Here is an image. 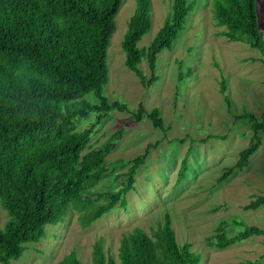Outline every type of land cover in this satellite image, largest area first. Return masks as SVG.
<instances>
[{"label": "rangeland", "instance_id": "rangeland-1", "mask_svg": "<svg viewBox=\"0 0 264 264\" xmlns=\"http://www.w3.org/2000/svg\"><path fill=\"white\" fill-rule=\"evenodd\" d=\"M172 1L151 0V29L139 48L153 41L170 14ZM188 2L195 6L184 30L170 49L157 56L156 80L148 84L152 75L145 59L139 65L145 83L125 66L122 41L135 2L123 0L107 48L108 82L103 94L126 109L112 110L100 120L99 113L75 120L77 131L92 130L87 150L107 149L104 178L86 186L83 193L89 208L106 202L100 195L124 188L131 162L144 157L129 190L87 227L79 221L84 211L70 208L61 223L47 226L45 236L27 244L22 257L11 264H59L72 251L82 264H91L92 246L99 239L106 257L120 264L121 238L136 228L150 236L166 216L177 243L189 244L200 257L199 264H264V235L239 239L223 248L210 244L219 235H239L245 226L264 231V204L247 209L264 197V129L255 133L250 120L241 118L249 114L261 121L264 114V64L256 49L224 36L225 28L213 18L212 0ZM256 13L264 40V0H256ZM86 99L99 104L91 95ZM140 105L146 112L159 109L165 131L154 127L147 116L141 121L132 118ZM255 135L257 151L244 167L236 168L240 153ZM189 147V170L176 185ZM7 220L0 207L1 228Z\"/></svg>", "mask_w": 264, "mask_h": 264}, {"label": "trees", "instance_id": "trees-1", "mask_svg": "<svg viewBox=\"0 0 264 264\" xmlns=\"http://www.w3.org/2000/svg\"><path fill=\"white\" fill-rule=\"evenodd\" d=\"M135 9L125 32L122 49L125 66L145 83L139 69L147 61L156 80L157 56L170 49L184 30L195 3L173 0L170 14L147 47H138L151 29V0H134ZM123 0H0V207L8 220L0 226V264L20 259L26 245L45 236L47 226L61 223L70 208L84 211L79 221L87 227L110 211L133 183V175L144 157L131 163L126 185L116 193L100 195L106 202L93 205L83 198L86 186L104 178L107 149H88L91 128L77 131L75 120L99 113L102 119L125 105L109 102L103 94L108 82L107 48L116 29L115 16ZM212 14L230 41L247 43L261 55L264 40L258 31L256 0H212ZM181 75V74H180ZM225 84L222 80L221 91ZM98 99L93 104L86 96ZM136 121L143 116L154 127L165 131L157 108L144 111L140 105L131 114ZM256 133L264 129L261 121L246 114ZM259 147L254 142L240 153L235 167H244ZM87 150V151H86ZM191 147L180 163L176 185L189 170ZM228 173L219 181L225 179ZM264 204V197L247 209ZM89 208V209H87ZM264 235V231L245 226L231 238L217 236V247L239 239ZM120 264H199L200 257L191 246L177 243L168 216L149 236L136 228L124 235L118 248ZM59 264H82L74 251ZM91 264H117L106 257L103 241L92 246Z\"/></svg>", "mask_w": 264, "mask_h": 264}]
</instances>
